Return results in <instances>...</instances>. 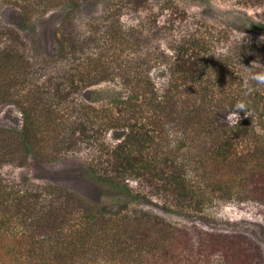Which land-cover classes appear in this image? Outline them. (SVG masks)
Masks as SVG:
<instances>
[{
    "label": "trees",
    "instance_id": "1",
    "mask_svg": "<svg viewBox=\"0 0 264 264\" xmlns=\"http://www.w3.org/2000/svg\"><path fill=\"white\" fill-rule=\"evenodd\" d=\"M59 3L68 15L57 28L62 37V42L57 40L59 51L29 65L21 56L26 47L16 37L3 50L12 56L6 60L0 52V103L17 105L26 118L21 129L0 124V159L15 151L54 160L83 143L99 141L100 136L89 134L91 130H123L117 143L107 148L100 145L101 154L84 165L116 204L105 208L64 186L46 187L49 195L24 191L1 169L0 264H180L183 255L176 253L173 238L151 236L155 227L152 230L148 222L123 211L131 203L148 202L152 195L161 196L164 209L172 212L183 214L190 203L198 209L209 195L208 187L214 191L227 184L220 177L208 181L219 166L228 168L224 177L228 187L239 188L248 175L258 179L256 185L264 196V85L245 94L247 75L235 77L232 68L235 62L236 70L243 71L245 47L238 42L217 53L207 25L205 30L190 29L177 41L169 64L171 79L161 96L150 74L138 70L125 78L127 95L95 92V102L107 100L117 112L110 105L107 111L96 108L85 102L90 93L87 81L93 74L106 73L105 61L110 58L75 57L84 51L82 43L95 44L101 38L96 31L84 39L82 24L71 19L81 8L78 0ZM98 20L89 25L96 26ZM247 26L264 33V24L252 23L251 18ZM67 32L72 33L70 37ZM131 35L133 46L138 42L135 32ZM106 38L115 51L131 41L115 27ZM63 54L74 57H66L63 64ZM252 59L249 67L254 72L264 60L259 58L256 64ZM36 75L45 79L28 85ZM240 100L247 102L248 113L241 110L238 125L230 127L224 122L225 111ZM173 131L181 133L177 142L171 139ZM131 177L140 180L144 189H134L128 181ZM256 231L258 238L245 231L223 233L217 242L224 260L264 264V224L257 223ZM213 243L209 238L211 247ZM157 254L160 261L155 260Z\"/></svg>",
    "mask_w": 264,
    "mask_h": 264
},
{
    "label": "rangeland",
    "instance_id": "2",
    "mask_svg": "<svg viewBox=\"0 0 264 264\" xmlns=\"http://www.w3.org/2000/svg\"><path fill=\"white\" fill-rule=\"evenodd\" d=\"M59 2L60 0H0V52L7 49L10 42L15 41L11 39L16 37L19 38L17 41L22 43L18 44L26 47L21 56L29 65L30 62L37 63L44 55L49 56L54 51H59L57 40L62 42V37L57 28L68 18L66 10ZM78 2L81 8L70 15L71 19L82 24L80 32L84 39L96 31L101 39L95 44L82 43L84 51H80L75 57L92 60L95 56L97 58L101 56L104 61L110 58L105 61L106 73L93 74L87 81L90 93L85 102L89 100L88 104L99 109L103 107L106 110L111 104L107 100L95 102L92 99L98 95L95 92L127 95L125 78H131L133 72L136 73L138 70L145 75L150 74L154 88L158 96H161L171 79L169 64L175 58L174 48L177 41L187 36L190 29L205 30L209 25L217 53L226 52L232 44L238 42L245 47L242 55L244 61L241 63L243 71L238 72L235 62L232 63L235 77L243 78L252 72L249 67L252 58L256 60V64L259 58L263 57L264 60V33L256 32L247 26L251 18L249 13L256 10L264 11V0H173L168 3L164 0H78ZM166 4L170 7H165L168 6ZM96 17H99V20L96 26L91 27L89 23ZM196 17L202 18L203 21H195ZM112 27L122 30L125 39L131 40L130 44L131 33L135 32L134 39L138 43L132 46L128 42V45L126 43L124 47L122 46L121 51H115L113 43L106 40ZM71 34L67 32V37ZM12 55L9 50L1 53L6 60ZM66 57L70 60L74 56L63 54V64ZM258 66L257 71L264 70V61L258 63ZM31 78L32 83H27L30 86L45 79L38 75ZM15 94L17 95V92ZM112 109L117 112V109L113 107ZM25 120L17 105L0 103V124L4 127L21 129ZM34 129L38 130V126ZM122 132L124 131L110 128L106 130L104 128L99 132L91 130L89 134L100 136L99 141L92 140L91 145L83 143L80 149L54 160L34 154H17L14 151L8 154L6 159H0V170L2 169L8 180L17 182L18 187L24 191L49 195L44 192L46 187L61 189L64 186L70 192L78 193L92 202H100L107 208L116 202L109 196L110 193L105 186L94 182L84 165L91 158L101 154L100 145L107 148L117 143ZM179 136H181L179 131H173L171 139L177 142ZM227 170V166H219L213 170L215 172L208 181L212 182L213 178L220 177V180L227 184L223 189L214 191L208 187L209 195L198 209H194L195 203H190L192 205H189L187 213L172 212L164 209V200L161 196L152 195L148 202L131 203L129 209H124L123 212H128L133 219L140 218L143 222H148L152 230L155 227L151 236L161 238L164 234L173 238L176 253L183 255L180 264H229L224 260L223 248L219 247L217 241L223 233L238 231L248 232L258 238L257 223L264 224V196L256 185L258 179L248 175L240 180L242 185L240 184L239 188L228 187L229 181L224 178L227 176ZM128 181L134 189L145 187L140 180L133 177ZM209 238L214 241L213 247L212 243L209 245ZM145 254L144 251L140 255L144 257ZM155 258L156 261H160L158 254Z\"/></svg>",
    "mask_w": 264,
    "mask_h": 264
},
{
    "label": "clouds",
    "instance_id": "3",
    "mask_svg": "<svg viewBox=\"0 0 264 264\" xmlns=\"http://www.w3.org/2000/svg\"><path fill=\"white\" fill-rule=\"evenodd\" d=\"M249 15L251 16L252 23L255 22L257 24H264V11L256 10L249 13ZM260 85H264V70L255 72L250 71L246 78L245 94H250ZM241 110H243L245 114L248 113V104L244 100L235 102L228 110L225 111L227 115L224 122L230 127L238 125V122L241 119Z\"/></svg>",
    "mask_w": 264,
    "mask_h": 264
}]
</instances>
